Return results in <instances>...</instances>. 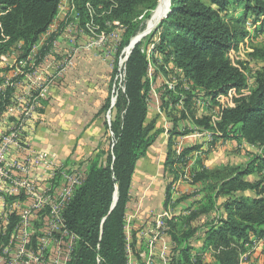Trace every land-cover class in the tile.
<instances>
[{
  "label": "trees",
  "instance_id": "trees-1",
  "mask_svg": "<svg viewBox=\"0 0 264 264\" xmlns=\"http://www.w3.org/2000/svg\"><path fill=\"white\" fill-rule=\"evenodd\" d=\"M252 1L258 0H171L170 12L162 21L164 34L157 49L164 58L173 57L174 65L193 83L194 89L197 88L192 94L197 100L203 101L205 95L206 98L215 97L229 89L240 91L246 86V79L230 65L225 53L243 39L244 33L238 31V26L247 12H253L255 19L264 13V6H250ZM59 2L0 0V55H8L18 42H22L27 50L34 45L53 23ZM72 2L82 25L89 22L92 10L96 12L94 16L105 13L107 19H115L120 26L128 27L121 49L140 24L137 18L143 16L142 20L147 19L158 0ZM231 6H240L244 11L241 18L233 20V26L231 20H227ZM94 16L92 19L96 21ZM146 70V57L136 44L125 64V92L115 103L116 116L111 130L116 144L112 152L107 153L104 165L99 164L98 158L89 163L83 183L76 188L62 213L64 229L77 238L76 252L69 264L127 263L125 212L132 177L137 161L146 156L155 139L150 134L151 126L143 125L147 114L146 90L142 82ZM248 90L249 95L237 100L234 108L221 112L220 121L214 128L215 138L236 140L246 143L248 148L256 146L264 152V76L256 79ZM187 95L188 99L192 97ZM5 101L0 102V109ZM201 110L206 113L207 109L202 107ZM185 114L180 111L179 119H186ZM189 115L194 117L190 112ZM168 117L174 123L170 135H177L175 129L180 120L170 113ZM198 118L195 122L199 124ZM205 127L211 129L208 125ZM185 154H181V159ZM170 155L169 152V159ZM175 159L181 160L180 157ZM262 165L264 157L254 154L253 160L243 169L222 167L192 175L193 182L200 187H205L207 181L213 184L202 189L206 196L201 207L183 218V224L189 229L179 237H172L178 245H183L190 238L202 235L203 255L192 258L191 248L186 244L178 248L183 257L182 264H241L240 257L253 240L264 238V180H248L261 173ZM115 190L117 202L110 211ZM220 198L222 201L217 205ZM166 200L169 203L168 193Z\"/></svg>",
  "mask_w": 264,
  "mask_h": 264
},
{
  "label": "crops",
  "instance_id": "crops-1",
  "mask_svg": "<svg viewBox=\"0 0 264 264\" xmlns=\"http://www.w3.org/2000/svg\"><path fill=\"white\" fill-rule=\"evenodd\" d=\"M18 47H24L23 43L18 42L11 53L20 55L19 50H16V52L14 51L15 48ZM21 53L23 52L21 51ZM43 54L44 51H41L39 57H43ZM67 54L68 53L64 52L63 54L56 53L53 55L47 61L49 68L44 74H53L56 70V66L65 59ZM78 56L76 57L77 59L75 60L74 66L70 69H66L48 87L45 99L40 101L41 103L37 107V110L30 117L26 126H24L25 133L20 141L21 149L17 147L11 148L7 158L8 162L13 160L19 161L27 151H35L43 152L57 162L59 168L56 172L54 171L52 173L51 183H48L49 181H47L46 174H42L39 169L34 170L33 174L35 178L39 179V188H37L39 192H43L47 184L57 188L56 183L59 181L61 182L60 173L65 170L67 171L66 168H71L72 165L76 164L74 167L72 166L73 169H78L76 167L79 165L83 168L82 170H85L87 161L93 156L97 148L102 145L101 142L105 134V124L102 116L95 109L94 104L97 98V82L98 90H101L98 96L100 99L98 101H100L101 105L100 109L105 103L103 99L105 98L108 88L109 72L104 66H101L100 72L98 73L90 68L88 70L86 65L87 67H89V65L86 64L88 61L85 58L80 60L81 64H79V59L84 55ZM13 60L14 59L9 56H4L3 59L0 60L1 84L2 82H7L8 79H12V81L17 83L22 82L20 78L14 77L16 68ZM86 77L88 78L86 79ZM89 77H91V79H89ZM23 86L24 85L20 83L17 87L6 88L5 94L8 96L9 94L12 95L15 93V98L24 97L26 91ZM2 100L6 101L2 106L3 108L0 109V137L7 134L21 118L19 107L16 106L8 110L7 107L10 101L8 98L2 99L1 97L0 102H2ZM195 118H198V116L192 117L194 122ZM189 121L188 118L178 121L177 127L180 129L183 127L184 129L185 125H190ZM214 128L215 127L211 126V129H208L211 133L213 132L212 136H214L213 142L209 146H205L203 141L198 142V139L194 140L192 137L193 134H186V136L177 134L172 136L164 130L163 133H160V135L154 139L147 150L146 156L137 161L129 192V203L126 207L127 232L131 235V239L129 240V252L127 253V264H146L147 260H150L152 264H182L183 257L180 255L178 248H182L185 244L191 248L190 254L192 258L197 255H203V238L201 234L197 235L198 237L190 238L184 242L183 245H178L172 238L173 235L179 237L184 231L189 229V226L183 224V218H186L201 207L205 202L204 196H206L202 189H205L208 184H213V182L207 181L205 187H200L193 182V176L197 171L210 172L222 167L227 168V170L245 168L250 159L248 158L247 160V157L246 159L244 158V160L248 161L244 163V166H233L228 163L217 165L215 164V160L200 165L201 163L196 161L195 158L191 159L192 161L190 162V159L188 160L187 157H196L195 154L199 151L208 152L210 150L211 153H215L217 145L214 140ZM169 138H171V143H169ZM229 141L230 143H228L227 146L230 145L231 148L228 147L227 150L232 154L230 155V157L232 156L231 159L233 157L237 158L238 155L243 156L242 154H244V151H249V148L245 146L244 143H239L236 140ZM232 147L234 148L233 150ZM233 151L235 153H233ZM169 152H173L175 158L180 157V159L181 154L186 152L184 157L186 156L187 160L183 163L184 157L180 161L174 159L171 164L170 162L172 160L168 158ZM157 156L163 157L159 160L158 165L155 160ZM230 157L228 156V159H230ZM171 165L173 168L180 166L183 167L184 170H189L188 182L182 180V177L175 176L176 179L174 175L172 177L171 174H175V172ZM159 167L163 169L164 177L167 181L164 180L163 182L162 192H160L161 196L158 200L153 193V185L158 183L159 180H162V178H159V180L157 178L149 179L148 170ZM185 172L186 171H184V173ZM167 193L170 196L169 203H167L166 200ZM0 197H3L1 193ZM25 199L26 197L24 195L22 200L17 198L12 202L13 212H8L9 209L7 210V208L9 207H7L5 203H2L0 206V264H4L5 258H3V256L8 249V243L12 234L19 230L18 226L21 210L31 204V201ZM6 200L8 201L9 198L5 197L4 202ZM0 201L2 202L3 198ZM221 201L222 199L220 198L217 205H220ZM156 205H159L158 214L169 212L172 215V219L169 221L170 224H166L165 232L159 240H153L155 225L151 211H155ZM38 216L42 217L43 222L45 218L48 221V217H50L48 208L41 209L31 216L28 230L31 228V219H39ZM209 219L210 218H208V220ZM194 223L198 225L197 222ZM44 224L45 223H43V225ZM45 226L47 225L40 227V234H46L44 231L48 232L51 230V227L45 229ZM57 230L61 232L62 227L56 229V233ZM195 238L197 239L194 240ZM195 242L196 244L193 245ZM38 246L36 244L35 248H38ZM46 249L48 251L50 248L47 247ZM243 257V264H264V238L253 240L252 245L248 248ZM46 264L51 263L46 262Z\"/></svg>",
  "mask_w": 264,
  "mask_h": 264
},
{
  "label": "rangeland",
  "instance_id": "rangeland-1",
  "mask_svg": "<svg viewBox=\"0 0 264 264\" xmlns=\"http://www.w3.org/2000/svg\"><path fill=\"white\" fill-rule=\"evenodd\" d=\"M159 3V0H158ZM157 3V5H158ZM171 0H169V4ZM263 5L264 0H258L257 2L252 1L250 6L255 5ZM170 7V6H169ZM73 10V11H72ZM156 10V8H155ZM153 10L147 19H143V16L137 18L138 24L137 29L134 31L133 35L129 38L127 44L120 49V45L125 40L126 34L129 31L128 27L120 26V23L113 19H107L105 13H100L94 16L96 12L90 10V20L86 22L84 25L81 24L80 18L75 13L74 6L72 0H60L58 6V13L55 17L53 23L47 30V35L42 37L45 38V41L40 46L41 51H47L50 49H54L57 54H63L71 52L73 54V64L68 69L74 66L76 57L79 55H84L79 59L83 60L84 58L88 61L86 64L89 65L90 69H93L96 73L100 72L101 66H104L109 72L108 75V88L105 94V98L103 102H105L100 109V100L98 90V82L96 85V103L95 109L103 118V122L105 124V134L103 136L101 147H98L93 156L87 161L85 170H82L81 166L78 165V169H73L76 165H72L71 168H66L68 172L75 173L80 175L82 179H85L86 171L89 163L98 158L99 164L104 165L106 161L107 153L112 152L113 146L116 144V139L114 137L113 131L111 130V124L115 120L116 111H115V103L125 92V54L124 50L128 46L130 39L135 36L137 33L141 32V34H145L144 37L141 38L138 43V48L140 52L145 55L147 61V70L146 75L143 78V85L145 91V106H146V118L144 120V127L151 126L150 134H152L155 138L163 133L164 130L168 127V133L172 132V119L168 117V113L171 114L172 117L175 116L178 120H180V111H184L186 114V118H188L189 124L185 125V128L177 127L176 133L178 135L193 134L194 140L198 139V142L203 141L205 146H209L213 142V132L208 131L205 126H212L211 118L217 117V113L219 112L220 102H223L222 99L218 100V97L226 96L230 90L225 93H219L215 97L206 98V95L203 101L197 100V97L192 95L193 92H197V88L194 89V85L192 82L188 81L182 72L181 69L177 68L173 63V57L164 58L162 53H160L157 49L160 44V40L162 38L163 30L165 26L162 25V21L156 23L155 27L146 31L147 23L150 21ZM242 14L244 15V11H242L241 7H232L227 15V20H231V25L233 26V20L241 18ZM151 15V16H150ZM97 21H94L92 17ZM254 13L251 11L247 12V15L244 19H241L240 25L238 26V31L244 33L243 39L238 42L237 46L232 47L225 53L226 59L229 61L230 65L237 69L246 79V86L243 89H250L254 84L256 79L263 78L264 76V13L260 14L257 19H255ZM142 26V27H141ZM53 42H55V46H53ZM14 48V47H13ZM15 50L21 51L24 53L27 51V47L24 46L22 48H15ZM72 50H75V53H72ZM78 56V57H79ZM122 57V58H121ZM66 58V57H65ZM64 60V59H63ZM62 60V61H63ZM95 73V74H96ZM107 76V75H106ZM97 77V74H96ZM88 77H86L87 79ZM91 79V77H89ZM242 89V90H243ZM198 90H201L198 88ZM249 91V90H248ZM192 92V93H189ZM190 94L192 97L188 99V95ZM194 96V97H193ZM237 99V98H236ZM234 99L231 105L235 106L236 100ZM236 100V101H235ZM186 101V103H185ZM219 101V102H218ZM231 102V100H229ZM199 102V103H198ZM229 102V103H230ZM41 102H39L40 104ZM113 103V106H112ZM226 103V102H225ZM38 104V106H39ZM37 106V107H38ZM91 107V106H90ZM205 108L206 113L201 110V108ZM209 108V109H208ZM100 109V110H99ZM37 110V108H36ZM201 110V111H200ZM200 114H197V112ZM215 111V112H214ZM189 112L194 114V116L199 115L198 123L194 122L192 117L189 115ZM124 112L121 113V116ZM34 114V113H33ZM107 116L110 117V127L107 123ZM170 116V115H169ZM171 120V121H170ZM182 120V119H181ZM180 120V121H181ZM220 121V120H219ZM179 123V122H178ZM174 124V123H173ZM26 126V125H25ZM206 132H210L211 136H206ZM25 133V131H24ZM191 136V135H190ZM184 138V137H183ZM182 138V139H183ZM22 140V139H21ZM217 145V149H215V153H211L210 150L208 152L199 151L196 157H187L188 160L195 158L196 161L202 164H207V162H212L215 160V164L220 165L221 163L231 164L233 166L242 165L250 158L248 161L253 160V155H259L264 157V152L256 148H250L249 151H244L243 156L238 155L237 158L233 157L231 159L230 155H232L227 149L228 143H230V139L223 141V139H214ZM222 140V141H220ZM231 148V147H230ZM225 149V150H224ZM234 148L232 147V150ZM231 150V149H230ZM231 150V151H232ZM240 150V149H238ZM233 153H235L233 151ZM170 160L175 159V154L170 152ZM163 156V154H162ZM216 156V157H215ZM228 156L230 159H228ZM247 160H244V158ZM163 157H156V164L158 165L159 160ZM186 156L183 158V163L186 161ZM247 161V162H248ZM195 162V161H194ZM258 164V162H256ZM66 165V164H65ZM172 166V165H171ZM210 166V165H209ZM216 166V165H215ZM173 168V166H172ZM244 168V167H243ZM242 168V169H243ZM261 173H257L256 175H252L248 178L249 181L255 182L259 178L260 180H264V165L261 167ZM175 175L177 177H182L181 179L185 182H188L189 179V170H184L183 167L173 168ZM186 171L184 173V171ZM207 170V169H206ZM66 171V170H65ZM149 171V179L152 178H162L158 183L153 185V193L155 197L159 200L160 192H162L163 182L166 180L164 177L163 169L161 167L148 170ZM170 174V172H169ZM186 177V178H185ZM169 178V177H167ZM180 179V180H181ZM149 181V180H147ZM167 181V180H166ZM167 183V182H166ZM139 184V183H138ZM264 184V181L262 182ZM147 185V184H145ZM144 185V186H145ZM57 188H59V193L63 187L62 182L56 183ZM143 186V187H144ZM39 187V186H38ZM249 194V193H248ZM114 195V194H113ZM250 195V194H249ZM24 195H20L19 197H8L9 200L5 201L7 209L11 210L12 202L20 198ZM26 200V199H25ZM8 203V204H7ZM129 203V202H128ZM155 211L152 212V216L156 218L159 212V205H156ZM44 213V212H42ZM126 214V212H125ZM33 215V214H32ZM39 217V216H38ZM31 228L28 231L29 234V252H33L37 246L42 242L41 239L43 237L46 238V247L50 249L46 251L43 257L44 262L51 264H69L76 252L77 239H73L69 234H63L61 232L51 233V231H44L45 233L40 234L39 231L41 226H45L46 228H50L49 221L47 222L46 218L43 222L42 217L39 219L32 218L31 219ZM54 222V221H53ZM43 223H45L43 225ZM55 223V222H54ZM127 218L125 216V234L127 236V243H130L131 235L127 232ZM58 231V230H57ZM195 238L194 240H196ZM196 242L193 244L195 245ZM18 245H12L10 249L7 251L8 259L12 258L15 254V250ZM127 252V249H126ZM127 253H126V261H127ZM244 260L243 255L240 257V261ZM100 261V260H99ZM127 264V263H126Z\"/></svg>",
  "mask_w": 264,
  "mask_h": 264
},
{
  "label": "built area",
  "instance_id": "built-area-1",
  "mask_svg": "<svg viewBox=\"0 0 264 264\" xmlns=\"http://www.w3.org/2000/svg\"><path fill=\"white\" fill-rule=\"evenodd\" d=\"M45 35H47V33H45ZM42 36L26 52L21 53V55H16L15 53L12 54L11 52L8 55H0V60L3 59L4 56H9L14 59V66L16 68L14 77L22 80V82L17 83L12 81V79H8L7 82H2V84L0 81V98H8L10 101L9 106L7 107L8 110L17 106L21 111L19 122L16 123L7 134L0 137V193L3 196L0 197V200L3 198V201H0V206L2 203L4 204L5 197H19L20 195H25L26 199L31 201L29 206L21 210L19 216V230L12 234L8 243L7 251L12 245H18L15 254L12 258L8 259L6 251L3 256V258H5L4 264H43L45 258L43 256L47 251L45 237L41 239L42 242L37 249L33 252H29L30 244L28 226L30 218L32 214L39 210L48 208L50 215L48 221L51 224V233H54L56 229L62 227L61 233L69 234L62 225V213L70 202L76 188H78L84 181L80 175L63 171L60 173L61 182L63 184L60 193L59 188H54L50 184H47L43 192H39L37 190V188H39V179L35 178L33 174L34 170L39 169L42 174H46L47 181H49L48 183H51L52 173L54 171L56 172L59 168L57 162L47 154L35 151H27L19 161L13 160L8 162L7 160L11 148L17 147L21 149L20 141L24 134V126L33 113H35L39 102L45 99L48 87L60 74L73 64V54L69 52L66 58L56 66V70L53 74L47 75L45 73V75L44 72L49 68L47 61L56 54V51L55 48L47 50V52L44 51L45 55L43 54V57H39V53L41 52L40 46L45 41V38ZM53 46H55V42H53ZM14 51L16 52V50ZM72 53H75V50H72ZM20 83L24 85L23 87L26 91L24 97L15 98V93L12 95L9 94L8 96L5 94L6 88L17 87ZM225 95L226 96H223L224 98L220 96L218 97V100L222 99L223 102H220L219 105L220 108L217 113L218 118H211L213 127L219 122L221 112L225 109L234 108L235 106L231 105V103H233L232 101L236 98L239 100L248 96L249 91L248 89L240 91L233 89ZM229 100H231V102ZM107 123L110 127L109 116H107ZM167 129L168 127L165 131L168 133ZM206 134V136H211L210 132H206ZM244 144L248 147L246 143ZM250 148H254V146H249V149ZM258 149L261 150L260 148ZM13 210L14 209L11 208L8 212H13ZM171 219L172 215L169 212H163L156 215V218H154L155 230L153 232V240L161 239L166 229V222ZM69 235L73 239H77L74 235ZM128 252L129 242L127 244V253ZM242 261H240L241 264H243ZM146 264H152V262L147 260Z\"/></svg>",
  "mask_w": 264,
  "mask_h": 264
},
{
  "label": "bare ground",
  "instance_id": "bare-ground-1",
  "mask_svg": "<svg viewBox=\"0 0 264 264\" xmlns=\"http://www.w3.org/2000/svg\"><path fill=\"white\" fill-rule=\"evenodd\" d=\"M168 9H170L169 0H159L157 9L153 12L152 16L150 15L151 19L147 23L146 31H149L150 29L154 28L156 23H158L159 21H161L164 18V16L167 13ZM140 35H141V32L137 33L135 36H133L130 39L128 46L124 50L125 57H127L129 55V53L132 52L131 46L135 42V40L137 38H139Z\"/></svg>",
  "mask_w": 264,
  "mask_h": 264
},
{
  "label": "water",
  "instance_id": "water-1",
  "mask_svg": "<svg viewBox=\"0 0 264 264\" xmlns=\"http://www.w3.org/2000/svg\"><path fill=\"white\" fill-rule=\"evenodd\" d=\"M169 6H170V4H169ZM157 7H158V5L156 6V9H157ZM169 12H170V10L168 9V11H167V13L165 14V16H164L163 19L167 18ZM163 19H162V20H163ZM162 20H161V21H162ZM161 21H160V22H161ZM144 36H145V34H144V35L141 34V35L139 36V38H137V39L135 40V42L132 44L131 48L133 49V48L135 47V45L138 44V43L140 42L141 38L144 37ZM130 53H131V52H130ZM130 53H129V55H130ZM129 55L125 58V61H127ZM112 106H113V103H112ZM116 202H117V190H115V192H114V195H113V201H112V205H111L110 211L115 207Z\"/></svg>",
  "mask_w": 264,
  "mask_h": 264
}]
</instances>
